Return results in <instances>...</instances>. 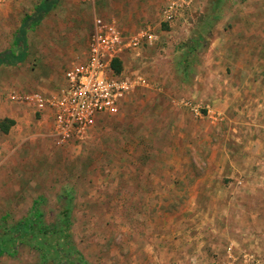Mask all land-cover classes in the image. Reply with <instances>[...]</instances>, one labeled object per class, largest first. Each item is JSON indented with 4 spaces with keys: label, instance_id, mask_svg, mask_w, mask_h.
<instances>
[{
    "label": "rangeland",
    "instance_id": "374dc122",
    "mask_svg": "<svg viewBox=\"0 0 264 264\" xmlns=\"http://www.w3.org/2000/svg\"><path fill=\"white\" fill-rule=\"evenodd\" d=\"M42 1L0 5V52L19 51L15 37L22 19ZM54 1L26 30L27 58L0 64V123L13 121L7 132L0 129V233L27 217L37 198L44 223L54 226L69 201L76 252L70 262L80 254L86 264H178L167 259L166 250L179 206L193 196L199 179L211 178L204 175L209 168L241 165L242 138L247 125L257 123L264 0H193L184 21L174 26L161 22L168 0ZM96 16L128 32L150 27L159 40L140 56H123L124 72L145 82L118 112L99 115L84 140L58 147L41 116L10 95L58 91L86 50ZM181 29L187 33L174 36ZM248 38L251 55L262 57L259 63L241 62L250 55ZM194 39L201 46L187 65L184 55ZM185 99L200 105L201 115ZM226 152L235 156L230 164ZM17 247L16 255H1L0 264H63L41 257L29 244Z\"/></svg>",
    "mask_w": 264,
    "mask_h": 264
},
{
    "label": "crops",
    "instance_id": "0c3cea01",
    "mask_svg": "<svg viewBox=\"0 0 264 264\" xmlns=\"http://www.w3.org/2000/svg\"><path fill=\"white\" fill-rule=\"evenodd\" d=\"M185 15L183 13L171 23H162L177 25L184 21ZM119 25L123 28L121 23ZM185 31L187 33L184 29L173 33L177 36ZM247 41L249 42H246L245 47L250 55H243L241 62L259 63L262 57L251 55L249 49L252 45L249 38ZM18 43L20 48L22 42ZM235 60L240 63L239 59ZM225 61L224 59V64ZM228 61L233 62L232 59ZM221 62L222 57L215 60L217 65ZM248 88L251 89V85ZM258 88L257 123L254 126L249 123L247 135L242 138L241 165L209 168L204 175L211 178H201L192 186L190 192L193 196L179 206L177 222L167 237L166 255L170 262L251 264L252 261H257L264 264V87ZM225 95L232 96L230 93ZM224 101L228 102V99L225 98ZM37 114L41 116V123L50 129V112ZM254 130L256 131L253 132ZM231 157L235 158L233 155ZM231 157L226 152L225 159L229 164Z\"/></svg>",
    "mask_w": 264,
    "mask_h": 264
},
{
    "label": "built area",
    "instance_id": "2783aa9c",
    "mask_svg": "<svg viewBox=\"0 0 264 264\" xmlns=\"http://www.w3.org/2000/svg\"><path fill=\"white\" fill-rule=\"evenodd\" d=\"M12 1L0 0V5ZM79 1L94 3L96 0ZM192 3L193 0H168L161 10V22L175 21L190 10ZM158 40V33L150 27L128 32L116 21L96 16L86 50L67 69L65 83L58 91L12 93L10 98L32 106L37 113L50 112L49 132L56 146L82 141L99 115L117 113L123 99L145 82L142 76L128 75L123 69L116 73L112 67L114 59L123 61L125 54L140 56L146 47ZM183 103L195 115H201L200 105L188 99ZM251 264L259 263L252 261Z\"/></svg>",
    "mask_w": 264,
    "mask_h": 264
},
{
    "label": "trees",
    "instance_id": "16d2710c",
    "mask_svg": "<svg viewBox=\"0 0 264 264\" xmlns=\"http://www.w3.org/2000/svg\"><path fill=\"white\" fill-rule=\"evenodd\" d=\"M54 5V0H44L35 10V14H26L24 16L16 40L17 42H22V46L19 48L18 53L8 50L0 52V64L16 65L26 59L28 56V46L25 37L27 28L46 16ZM200 42L199 39H194L190 42L189 47L187 46L188 49L184 55L187 58V65L190 63V60H188L190 55L201 46ZM112 67L116 73H119L123 68L122 60L118 58L114 59ZM11 124H13V121H10L9 125ZM9 125L0 123V129L3 132H7ZM41 203V198L35 199L32 204L31 213L27 217L22 218L14 225L5 227L3 232L0 233V256L16 255L17 246L22 243L34 247L40 252L41 257L52 258L55 263L86 264L80 254L77 262H70L69 258L71 254L76 253L71 244V234L69 231L71 203L67 201L62 209L59 223L54 226L44 223V214L40 209ZM3 218L6 219L7 217Z\"/></svg>",
    "mask_w": 264,
    "mask_h": 264
}]
</instances>
